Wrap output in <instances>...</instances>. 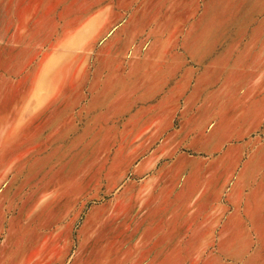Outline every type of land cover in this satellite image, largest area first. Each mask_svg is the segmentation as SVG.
Listing matches in <instances>:
<instances>
[{
	"label": "rangeland",
	"instance_id": "374dc122",
	"mask_svg": "<svg viewBox=\"0 0 264 264\" xmlns=\"http://www.w3.org/2000/svg\"><path fill=\"white\" fill-rule=\"evenodd\" d=\"M40 87L80 104L55 127L42 114L21 127ZM110 93L117 106L92 102ZM155 136L165 156L147 202L163 188L162 206L192 219L142 235L125 264H264V0H0V264L43 168L95 175L112 152L131 179ZM149 165L134 177L149 181Z\"/></svg>",
	"mask_w": 264,
	"mask_h": 264
},
{
	"label": "crops",
	"instance_id": "0c3cea01",
	"mask_svg": "<svg viewBox=\"0 0 264 264\" xmlns=\"http://www.w3.org/2000/svg\"><path fill=\"white\" fill-rule=\"evenodd\" d=\"M66 91L56 87L38 88L22 111L21 127L41 114L47 116L54 127L71 117L80 103L79 98H70L75 93H64ZM117 95L110 93L91 100L98 107L110 109L121 102ZM135 131L129 132L134 134ZM127 141L130 143L132 136ZM156 141V136L149 140L154 151L146 150L143 156L138 147L136 159L134 156L131 162L134 164L131 179L126 177L122 167L125 160L112 152L96 158L95 175L92 169L73 174L64 161L60 166L53 163L47 173L43 168L38 175L35 215L23 217L24 222L13 232L11 228L10 242L5 245L6 264H125L126 250L140 249L142 235L150 237L151 242L186 232L192 217L185 216L169 203L162 206L164 198L160 197L165 189H157L154 202H147L153 188L158 187L157 168L165 156L155 154ZM146 161L150 164L147 182L134 177H141V167ZM194 222L199 225L204 221L196 218ZM5 239L9 241L8 229ZM125 239L129 240L125 242Z\"/></svg>",
	"mask_w": 264,
	"mask_h": 264
},
{
	"label": "bare ground",
	"instance_id": "6f19581e",
	"mask_svg": "<svg viewBox=\"0 0 264 264\" xmlns=\"http://www.w3.org/2000/svg\"><path fill=\"white\" fill-rule=\"evenodd\" d=\"M33 100V99H32Z\"/></svg>",
	"mask_w": 264,
	"mask_h": 264
}]
</instances>
